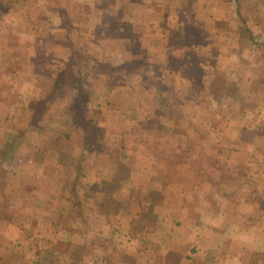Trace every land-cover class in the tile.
Returning a JSON list of instances; mask_svg holds the SVG:
<instances>
[{
	"label": "crops",
	"instance_id": "1",
	"mask_svg": "<svg viewBox=\"0 0 264 264\" xmlns=\"http://www.w3.org/2000/svg\"><path fill=\"white\" fill-rule=\"evenodd\" d=\"M45 1V18L32 20L43 22L46 30H51L47 25H55L50 34L45 32L43 42L36 40L44 43L39 47L45 49L44 55L31 53L28 47L35 37L27 31H22L24 34L17 38L27 49L16 72L19 81L5 80L11 74L4 69L20 62V53L10 50L7 54L0 50V264H264V154L258 156L264 145V127L254 130L259 140L245 136L247 140L241 138V142L238 138L243 131L240 134L242 127L237 123L243 114L240 119L252 121L257 114L256 120L260 121L264 119V112L247 111L241 115L230 112L229 105L241 110L239 107L243 104L239 103L244 99L241 97H246L243 87L235 81V74L229 72V67L240 70L246 66L239 57L238 38L201 27L207 24L204 21L211 27L216 20L224 19L225 15L218 13L233 1L217 3L205 11V18L184 22L177 17L173 22L175 17L165 12V6L160 7L157 1L154 12L163 14L165 25L173 22L178 24L176 29H182L183 34L176 37V52L173 51L176 69L160 63L155 71L148 67L150 54L155 57L164 52L170 56L165 48L169 41L167 28L155 31L163 34L165 40L155 38L147 45L141 44L145 48L139 59L147 67L141 69V80L136 82L141 94H145L146 88L155 92L172 90L176 98L169 99L170 102L156 100L157 115L151 116L153 120L147 122V128L135 131L134 134L140 135H133L132 129L126 135L121 130H116L120 131L116 134L109 129L111 144H123L124 138L125 149L121 158H112L113 164L107 163L101 174L98 168L102 162L97 161L94 152L88 154L82 141L77 145L80 150L77 156L68 150L73 137L83 139L79 126L74 127L79 124L74 120L72 105L77 97L76 84L64 80L57 85L56 78L70 66L67 60L68 67H57L58 60L64 55L70 60L74 55L71 57L73 53L66 49L62 52L60 46L49 40L63 33L64 37L68 35V42L74 40L73 35L66 34L67 30L60 34L67 19L62 20L51 0ZM86 3L89 11L83 17L69 15L68 19L90 27L88 33L76 35L87 44V40L99 42L102 38L107 43L121 38L120 28L128 37H133L136 36L131 28L134 25H146L149 29L158 26L157 21L142 17L138 24L136 17L126 15L124 8L129 5L132 8L133 0L129 4L128 0L108 1V7L117 9L114 18H104L100 13L103 0ZM234 3L238 9L239 4ZM237 16L236 11L234 17ZM185 26L201 28L204 32L191 37L184 34ZM230 42L238 48H230ZM93 47L94 44L85 48L86 56L95 55L96 46ZM113 56L125 64L109 62L113 59L109 57L103 67L111 65L117 70L125 66L128 72L129 64H135L131 53L125 56L113 53ZM43 57L45 60L39 69L44 76L38 75L36 63V58ZM99 72H96L98 76ZM147 72L154 73V78H147ZM67 88L71 91H67L66 97H60ZM90 88L92 93L95 89L98 93L100 86L94 82ZM114 88L117 90L118 86ZM229 91H236L232 98ZM96 94L93 93V98ZM132 95L133 92L128 96L125 93L124 97L133 100ZM148 95L154 97V94ZM165 103L176 106V117L174 114L172 118L176 120V128H163L160 124L158 115ZM184 108L191 115L182 116ZM194 119L208 124L200 129L194 125ZM212 122L217 123L215 127ZM230 123L236 128L229 129ZM70 149L75 151L73 147ZM82 158L85 160L80 161ZM122 179L125 194L105 196L108 202H118L117 209L111 212L96 208L99 196L95 190L112 185L121 191ZM73 184L77 199L71 194ZM139 187L142 196L137 193ZM117 196L124 198L123 202L116 200ZM75 201L80 202L88 221L78 218L76 209L71 212ZM70 214L74 218L65 219Z\"/></svg>",
	"mask_w": 264,
	"mask_h": 264
},
{
	"label": "rangeland",
	"instance_id": "2",
	"mask_svg": "<svg viewBox=\"0 0 264 264\" xmlns=\"http://www.w3.org/2000/svg\"><path fill=\"white\" fill-rule=\"evenodd\" d=\"M5 1V7L3 8L2 11H5V8H8L10 6V9L8 10L7 13H4V15L0 19V44L3 41L0 50L2 49L3 51L10 53L11 51H16L18 54L20 53L19 59L20 62L17 61L16 63L10 64V66H7L6 69H4L5 73L11 74V76H6V79H11L13 81H19L17 78L16 72L19 71L21 68V62L24 60L22 58V53L26 52L27 49L20 45V43L17 42V38L19 35L24 34L22 31H27L29 35L34 36L35 40L33 43L28 47L32 52L31 53H38L39 55H44L43 51L45 49H40L39 47L43 46L44 43H39L36 40H40L43 42L45 40V32L49 33L53 29L52 26L55 25L53 23L52 25H47L50 26L51 30L47 28L43 22L38 23L37 21H34L32 19H44L45 17V12L44 8L46 6V1L45 0H3ZM40 2V5L38 3ZM52 4L58 8V12L61 14V18L67 19L66 22L63 24L62 27V34L67 30L66 34H71L73 35L71 37L72 40L68 42V35H65L64 33L62 34V39H59L57 37L56 39L51 38L49 41H53L57 44V46L61 47L62 52L64 50H68L70 52H76L77 55H82L86 57V61L82 62L80 65L81 69V75L79 78V75L76 77V74L73 75L67 74L65 80L70 82L72 85L79 84V82L82 83V87L88 88L85 89L89 94L87 95V109H88V116L90 118H94L96 121V129H95V135L98 136L99 140L94 143L89 149L95 150L94 154L95 157L97 158V161L102 162L101 168H98V172H101L104 170L107 164L106 157L105 156H111V158L118 160L119 156L121 158L122 153L124 152L125 146H124V138H122L123 144L119 145H112L111 144V139L109 136V129H113L115 132L116 130H121L126 134L131 132V129L133 130L131 133L133 135H140L141 133L134 134L137 129H145L147 128V122L152 121L153 119H150L151 116L157 115L158 107L156 106V100L159 98V100L166 102L169 101V99H174L176 98V95L172 90H162L155 92L154 90L150 88H146L145 94L140 93V88L138 82L141 80V69L143 67H152L154 71L158 68L157 64L160 63V65H166L170 66L172 69H176V54H174L173 51L176 50V37L182 33V29H176L178 28V24L173 23L176 22V17L180 18L183 22L184 20H193L196 18H205L206 13L205 11H208V9H212L213 7L217 6V3H227L229 1H233V3H229L230 6H226L227 9H222L219 11L218 15H225L223 17L224 19L216 20L215 24L213 23L211 27L208 25V21H204L207 24L204 26H201L203 29L205 28L207 31L208 29L211 28V31H217L219 33H222L224 35H228L229 38H232L233 35L238 38L236 41L238 42L239 45V50H240V58L242 61L245 63L243 65H246L244 68H241L240 70L229 67L230 71L232 72L233 75L235 74V81L239 82V84L243 87L242 91L246 94V97H241L244 99H241L239 104H243L241 107V110L235 109L232 106L234 105H229V110L232 113L241 115L242 113H245L247 111H259V112H264V0H133V7L131 8V5L129 7L124 8V12L127 9V16H132L136 17V22L139 24L141 22V17L144 20H151V21H157V25L151 26L149 29L148 26L146 25H134L131 28L134 29L133 33L136 34V36L133 37H128V33L126 31H123V28H120L118 32L123 33L121 35V38L114 39L112 41H109L107 43L102 42V38H99V42H90V40H87L89 44L86 43L85 39H79L76 35H78L79 32H82L83 34L88 33L90 30V27L85 24H74V20L76 19H68L69 15H73L76 17H83L88 11L89 7L86 5L88 0H82L81 2L79 0H51ZM105 3H102L100 5V13L104 16L114 18L117 12V9L114 7H108L107 2L111 0H103ZM123 1V0H122ZM157 1L161 6H165V12L168 14H171V16L175 17V21L171 22L168 26L165 25L163 21V14H156L155 9H156V3ZM242 6L240 8L236 9L235 3L236 2ZM49 2V1H47ZM130 0H128L129 4ZM141 2H144L147 6L142 5ZM217 4V5H216ZM233 4V5H232ZM253 4H256L255 7ZM36 5V6H35ZM111 5L115 6L114 4L111 3ZM2 6V5H1ZM148 8V12L146 9ZM232 8V9H231ZM238 12V16L234 17V14ZM233 12V16H231V13ZM106 14V15H104ZM32 15V16H31ZM35 15V17H34ZM63 15V16H62ZM166 15V13H165ZM25 16L27 19H25ZM146 16V17H145ZM32 17V18H31ZM122 20L124 21V15L122 14ZM105 18V17H104ZM226 18V19H225ZM230 18H233L232 20H229ZM3 19V20H2ZM31 21H28L30 20ZM256 19V21H255ZM215 20V19H214ZM23 21V22H22ZM109 21L106 20L104 23H108ZM166 22V20H165ZM24 23V24H23ZM18 24V25H17ZM105 25V24H104ZM102 25V26H104ZM24 26V27H23ZM108 27V24L105 25ZM257 26V27H256ZM26 27V28H25ZM180 27V24H179ZM188 27V29H186ZM191 26H185L184 28V34H190L191 37L192 35L196 33H203L204 30L196 29V28H190ZM80 28V29H79ZM103 28V27H102ZM167 28L168 30V37L169 41L166 43L167 45L165 48L169 50L170 56H166L164 52L161 54H157L148 57L147 59V64L144 62H141L140 54H142V48H145L141 44H149L151 40L157 39H163L165 40V37H163L161 33L155 32V31H163ZM79 29V30H78ZM145 29V30H143ZM154 29V30H153ZM243 29V30H242ZM131 30V29H130ZM196 32H195V31ZM143 31H146L144 34L142 33ZM138 33V35H137ZM23 36V35H22ZM79 36V35H78ZM170 37H173L170 39ZM235 38V37H234ZM65 39V40H64ZM128 39V41H126ZM206 39V38H205ZM207 40V39H206ZM127 42V43H126ZM149 42V43H147ZM166 42V41H165ZM40 44V45H39ZM55 44V45H56ZM94 44V47L96 46L95 55L91 56H86L85 53H88L85 48L90 47V45ZM104 44L106 46H104ZM89 45V46H88ZM230 48H238V46L235 43L230 42ZM53 46V45H51ZM8 48V49H5ZM83 48V49H82ZM147 50V49H146ZM93 51L91 47L90 53ZM29 52V50H28ZM85 52V53H84ZM176 52V51H175ZM113 53L117 54H125L126 53H131L133 54V62L135 64H129V70L126 72L123 67L120 70H115L111 73L105 70L103 68V65L108 62V58H113L109 62H112V60H115L117 63H122L125 64L124 61H120L119 57L117 56V59H114ZM73 54H71L72 57ZM163 55V56H162ZM74 57V56H73ZM72 57V58H73ZM95 58L94 60L92 58ZM157 58V60H156ZM96 59H98V62H93ZM43 58H36V63H37V68H38V75H43V72H40L39 67L43 64L42 61H44ZM67 60L69 63L67 65L72 64V60L69 58H65V55L63 58L58 60L57 67H68L66 65ZM124 60V59H123ZM15 62V60H14ZM149 62L151 65H149ZM35 62L31 64L34 65ZM98 63L99 65L95 67L96 64ZM115 63V65H119ZM21 64V65H20ZM24 64V63H23ZM112 64V63H110ZM66 65V66H65ZM144 65V66H143ZM43 68V66H42ZM68 68L65 69V71ZM43 70V69H42ZM41 70V71H42ZM95 70V73L92 71ZM149 71V69L147 68ZM97 71H100V76H98L96 73ZM4 73V74H5ZM13 75V76H12ZM155 74H149L147 72V78L152 77L154 78ZM166 77V76H165ZM173 79V77H172ZM161 80V77L159 78ZM176 80V77L174 78V81ZM147 81V80H146ZM168 80L166 79V82ZM94 82L100 86L98 89V93L95 89L93 91L94 96L93 98V93L92 89L90 88L92 85H94ZM118 86V89L114 88ZM114 86V87H113ZM77 86H75V90H77ZM67 91H71V88L63 89L62 92L60 93V97H66L65 95L67 94ZM73 91V90H72ZM68 92V93H69ZM75 91L74 93H76ZM133 92V95L131 98H135L133 100H130L129 98H125L124 95L125 93L130 94ZM148 93L150 95L154 94L153 98H150ZM233 93H236V91H229L230 98L233 97ZM124 94V95H123ZM110 100H113L110 102ZM126 101V102H125ZM170 102V101H169ZM174 102V101H171ZM54 105V104H53ZM125 105V106H123ZM120 106V107H119ZM123 107V108H122ZM164 110L163 112H160L158 115V118H160V124H163V128H176V120L172 119L174 116L176 117V106L175 105H163ZM236 107V106H234ZM238 108V107H237ZM54 109V107L52 108ZM94 110V111H93ZM174 111V112H173ZM169 113H172L171 116L164 117V115H167ZM189 111L184 108L182 109V116H188L191 115L188 114ZM256 113V112H255ZM254 113V114H255ZM175 114V115H174ZM146 115L148 118L144 117ZM174 115V116H173ZM243 114L242 116H244ZM239 117L237 118L238 124L242 127V130L240 131V134L242 133V136L238 138L239 141L242 142V140L246 141L245 136H251L253 140H259L260 138L257 137L254 134V130H257L260 126L264 127V119H261L260 121H257V114H255V117H253L252 121L249 119H240L242 118ZM163 117V118H162ZM135 120L133 121V119ZM137 119L143 120L142 122H138ZM194 125L197 126L198 128H202L205 126L204 123L205 120L200 121L199 119H194ZM217 121V120H216ZM213 127L217 124L216 122H212ZM180 124V123H179ZM210 125V124H209ZM230 125H233V127H230ZM229 129H235L236 126L232 123H230ZM196 128V127H195ZM256 128V129H255ZM234 130H230V132H233ZM120 131H117L116 134H118ZM121 134V133H120ZM123 135V134H122ZM123 137V136H122ZM242 138V140H241ZM250 138V137H248ZM72 142L69 151L71 154L74 156H77V152L79 154V143L81 145V138H72ZM231 140H233L231 138ZM236 140V139H235ZM232 142V141H231ZM253 142V141H252ZM264 142V138H263ZM110 144L112 146H110ZM96 145H99L102 149L100 153V147H96ZM256 146L257 143H254ZM75 151H72L70 148H72ZM262 151L258 153V156H261L264 154V145H262ZM261 149V146H260ZM259 150V149H258ZM93 154V155H94ZM70 156V155H69ZM118 156V157H117ZM81 157V156H78ZM70 158V157H69ZM81 160V159H80ZM71 160H69L70 162ZM113 162V161H112ZM111 162V164H113ZM115 170V169H114ZM87 171V170H86ZM95 171V170H94ZM120 172L124 173L123 170H119ZM67 173V172H66ZM110 176L106 177L109 178ZM124 177V175H122ZM113 176L110 178L112 179ZM122 179V185H121V191L119 189H116L112 185H104L102 190L96 189L95 192L99 196V201L95 205L96 208H104L108 211H115L117 209V204L118 202H108L105 199V196H108L109 193H115V194H120L123 193L125 194V186L123 184ZM46 184L44 182L43 186ZM144 191V190H143ZM137 193L142 196V191L141 188L139 187V190L137 189ZM116 200H120L121 198L119 196L116 197ZM124 198L120 200V202H123ZM134 206L136 205L133 203ZM103 206V207H102ZM136 207V206H135ZM70 217L74 218L71 214L69 215ZM69 219L68 215L65 217V219Z\"/></svg>",
	"mask_w": 264,
	"mask_h": 264
},
{
	"label": "trees",
	"instance_id": "3",
	"mask_svg": "<svg viewBox=\"0 0 264 264\" xmlns=\"http://www.w3.org/2000/svg\"><path fill=\"white\" fill-rule=\"evenodd\" d=\"M2 5V6H1ZM5 1L3 2V0H0V19L1 17L4 15V13H7L8 10L10 9V6H8V8H5V11H2L3 8L5 7ZM238 8L239 5H238ZM243 30V29H242ZM83 49V48H82ZM73 55L74 57L71 59L72 60V64L68 67V71H61L58 75L59 77L56 78V84L59 85L62 82H64L67 74H71L73 73V75L76 74V77L79 75V78H80V75H81V63L86 61V57L85 56H80V55H77L76 52H73ZM105 68L106 71H108L109 73L113 72L115 69L111 66V65H105ZM119 68H122V67H119ZM125 68V66L123 67ZM120 70V69H118ZM78 83L79 84H76L78 90L77 91V97L75 98V100L73 101L72 99V105L74 106L73 110H74V120L79 124H77V126H74V127H78L79 126V129L81 130V133H82V136H83V139H82V145H83V148L85 150L88 149V154H92L93 152L95 153V150H92V151H89V149H91L90 147L92 145H94V143L96 141H98L99 137L95 135V129H96V121L94 120V118H90L88 116V107L86 105V102H87V95L89 94L85 89H83L82 87V83L79 82L78 80ZM56 90V88H55ZM40 115H38L39 117ZM96 147H100L99 145H96ZM102 149L100 147V153H101ZM88 154H85V155H88ZM88 155V156H89ZM106 157V161L107 163H111L112 162V158L111 156H105ZM87 158V157H86ZM85 158H82L80 161H84ZM80 169L76 171L77 173V179L79 178V173ZM74 185V184H73ZM71 187V190L73 191L74 188H75V185ZM67 187V186H66ZM71 191V194H72V197L74 199H77L78 197L76 196V193L73 191ZM74 209H76V215L78 216V218H82V219H86V221H88V218L84 217L83 214H82V207L80 206V202H76L73 204V207L70 209L72 213H74ZM73 216V215H72ZM69 218H72L68 215ZM61 218V217H59ZM83 221V220H82ZM84 222V221H83ZM85 223V222H84Z\"/></svg>",
	"mask_w": 264,
	"mask_h": 264
}]
</instances>
